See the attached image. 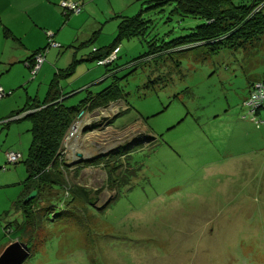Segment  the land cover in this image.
Segmentation results:
<instances>
[{"label":"rangeland","instance_id":"374dc122","mask_svg":"<svg viewBox=\"0 0 264 264\" xmlns=\"http://www.w3.org/2000/svg\"><path fill=\"white\" fill-rule=\"evenodd\" d=\"M6 1V7L14 2ZM30 2L33 12L55 25L53 39L61 47L47 50L35 74L25 63L30 53L18 42L6 40L12 56L0 59V86L9 93L0 98V252L18 240L29 253L21 264H264V123L244 118L242 105L250 83L264 81V35L237 49L197 44L141 60L149 44L184 35L202 21L191 15L166 20L170 7L150 9L142 13L151 19L148 27L122 36L117 58L105 66L86 58L115 39L119 19L113 12L133 15L140 0H83L81 12L67 16L61 0ZM86 35L92 38L83 43ZM76 49L78 59L82 53L86 58L72 64L70 76L58 78L66 90L75 89L66 104L112 81L123 98L113 103L111 116L110 105L101 108L77 135H65L62 149L68 158L77 150L91 157L126 144L131 182L118 186L119 178L108 179L102 165L67 170L68 183L47 184L29 208L36 220L30 243L24 199L33 190L24 161L31 122L20 118L27 103L44 98L50 79ZM13 111L18 114L7 117ZM91 123L99 126L84 132ZM9 151L19 152L21 162L8 163ZM71 185L95 190L96 203L75 196ZM107 199L113 200L105 205Z\"/></svg>","mask_w":264,"mask_h":264},{"label":"trees","instance_id":"16d2710c","mask_svg":"<svg viewBox=\"0 0 264 264\" xmlns=\"http://www.w3.org/2000/svg\"><path fill=\"white\" fill-rule=\"evenodd\" d=\"M140 5L141 8L139 11L133 15L115 14L114 16L119 19V21L117 23V34L113 42L105 48L94 49V51L91 52L94 53V56H87V58H85L89 60L97 58L99 60L109 54L113 48L119 46L118 43L122 36L127 38L142 34L149 25L148 21L149 23L151 22V19L146 20L142 16V13L150 9L160 12L165 9L168 10L166 7H170L166 20H171L173 15H191L202 19V21L193 27L192 31L184 35L176 36L168 41L163 40L158 44L156 42L149 44V51L139 56L138 59L141 60L149 56H151V59H155L156 57L159 58L166 53L184 48H191L197 44H205L209 46L212 51L220 49H237L248 42L251 44L256 43L260 37L264 35V0H140ZM145 5L146 7L144 8ZM63 11L64 15H69L68 11L64 9ZM0 25H2L1 21ZM2 27L7 38L13 36L6 26ZM87 41L84 43H87ZM47 47L48 43L44 48L33 51L31 55L27 57L25 63L29 64V61H32L37 53ZM59 47H61V45ZM82 59L77 60L73 57L64 68H60L54 73V77L50 79L46 94L42 101L38 102L34 99L30 101V103H27L30 107L24 108L28 111L20 118V120L29 119L31 122V127L29 129L31 132V141L24 163L28 174L26 182L31 190H36L37 192L33 199L24 203L26 204L25 212H30L29 208L38 196L39 191L44 189L47 184L48 187L51 188L50 186L53 185L68 183L66 174L68 173L67 170L70 169H73L75 174L84 167H99L97 165H102L108 179L113 178L114 180V177H117L119 178L118 186H125L127 183L130 185L131 178L127 176L132 173V167L128 165L125 159L130 153V151L127 152L125 150V148H127L126 144L116 146L112 151L102 155L95 154L84 161L79 160L81 157L73 158L76 156L75 154L68 158L66 156L67 154L62 149L64 137L80 111L84 108H86L87 111L103 109L109 106L108 104L123 98L121 88L116 81H112L111 84L99 92L94 94L89 93L85 99L80 102L66 104V95L73 91L64 92L59 83L60 79L58 78L59 76H70L72 72L75 71L72 69V64H76ZM107 65L109 64H105V66ZM7 95H9V93L5 92V96ZM125 110L126 109L123 111ZM17 114L18 113L12 112L7 117H12ZM118 114H122V111L119 110ZM113 120L114 117L107 119L106 125L111 124ZM97 125L99 126L97 123H91L84 127L83 131L86 132L95 129ZM14 153H18L19 158L17 162H13V164L21 162L20 153ZM105 155L106 157H104ZM69 187L73 188L75 196L82 195L84 200H95L94 202L91 201V203H96L97 198H95V190L87 187H80L78 185H71ZM69 187H67L68 191ZM84 190H87V192H83ZM112 200L107 199L104 204L108 205ZM27 218L28 217L25 215L24 225H31L33 231H29L25 233V235L27 236L28 242L31 243L35 231L36 220L31 212L29 219Z\"/></svg>","mask_w":264,"mask_h":264},{"label":"crops","instance_id":"0c3cea01","mask_svg":"<svg viewBox=\"0 0 264 264\" xmlns=\"http://www.w3.org/2000/svg\"><path fill=\"white\" fill-rule=\"evenodd\" d=\"M11 1H14L11 4V6L8 5L6 7L7 1L5 0L4 7H6V9H5L6 11L3 12L2 16L0 15V21L2 23V25H0V59H4L7 56V54L9 55V57L12 56V52H10L11 49L9 50V52L6 53V46H7L6 40H8V39H11L15 42H18L21 45H24V49H25L26 54L30 53L29 55H31V53L33 51L40 49L45 45L46 39H48L47 33H51L52 38L53 37L55 38V35H56L55 25H53L52 22L49 21L47 18H45L43 15L40 17L36 10H34V12H33L32 8H31L32 5H31L30 0H17V6H14L16 4L15 0H11ZM71 1L74 2L77 0H71ZM80 2L83 3V0H80ZM113 13L114 14H118V13L124 14V11L122 10L121 12H113ZM44 18L49 21V23H50L49 26H47V23L45 22ZM59 21H62L61 14L59 17ZM2 26H6L10 30V32L13 34V36H10V38H7V36L5 35V33L3 31ZM91 36L86 35L85 41H83V43L86 42L88 39H90ZM46 52L47 51H45V53ZM78 53H80V52L78 51V49H76L74 52V56H73L77 60H78V57H77ZM44 57H45V55H44ZM85 57H86L85 54L82 53L80 59L85 58ZM16 60L17 59L15 57L11 61L13 62ZM42 64H41L39 69L42 68ZM3 65H4V63L2 62V60H0V67ZM9 65L11 66V63ZM26 66L29 67L27 64H26ZM3 68H4V70H6L7 65H5ZM8 69H9V67H8ZM59 69H57V71ZM59 83H60L62 90L64 92L75 90V89L66 90V88L64 87L62 82L60 81ZM78 88L79 87H77L76 89H78ZM46 91L47 90H45V94H46ZM36 100L38 102L42 101V99H39V98H36ZM113 103L108 104L111 106V108H109V111L107 112V114H109L110 116L113 114L112 111H114V109H115V107L113 106ZM13 112H15V111H13ZM110 112L112 114H110ZM94 113H98L96 115L99 116V111L96 109L91 111V113L89 111L85 112V116H87L88 114H90V115L92 114V116H96ZM96 118L97 117H95L94 120ZM109 127H111V126H109Z\"/></svg>","mask_w":264,"mask_h":264},{"label":"built area","instance_id":"2783aa9c","mask_svg":"<svg viewBox=\"0 0 264 264\" xmlns=\"http://www.w3.org/2000/svg\"><path fill=\"white\" fill-rule=\"evenodd\" d=\"M81 4H82L81 2H77V1L68 2L66 0H61L59 5L60 7H62V9L68 11L69 14H73V13L79 14L81 11V7H80ZM59 46L60 44L56 42L52 38V35L50 34V37L48 39V47L37 53L33 57L32 61H29L30 63L27 64L30 66L29 67L30 71L33 74L37 73L41 64L44 61L45 51H47L48 48L59 47ZM118 51H119V46H116L109 52V54L97 60L96 63L99 65L110 64L117 58ZM249 88H250L249 96L242 103V105H244L247 108V112L245 113V115H243V117L244 118L250 117L252 120H255L256 122L264 123V118L261 117V112L264 111V81L253 82L251 83ZM4 95H5V91L3 90L2 87H0V98H2ZM84 112H85L84 110L79 112V114L75 119V123L80 122L81 125L82 124L84 125L86 124V121L88 119L89 122L90 120L95 118V116H92L91 118H84V114H85ZM73 135H74L73 132L70 131L68 137L70 138ZM6 158L8 163H13L19 158V154L9 151L6 153Z\"/></svg>","mask_w":264,"mask_h":264},{"label":"water","instance_id":"95a60500","mask_svg":"<svg viewBox=\"0 0 264 264\" xmlns=\"http://www.w3.org/2000/svg\"><path fill=\"white\" fill-rule=\"evenodd\" d=\"M95 115L98 113H94ZM82 151L77 150L75 153L76 157H81L80 161H84L88 159L87 154L83 155ZM94 155V154H93ZM92 155V156H93ZM36 190L31 191L24 199V202H28L36 196ZM28 251L26 244L19 242L18 240H14L9 242L0 252V264H21L28 258Z\"/></svg>","mask_w":264,"mask_h":264},{"label":"bare ground","instance_id":"6f19581e","mask_svg":"<svg viewBox=\"0 0 264 264\" xmlns=\"http://www.w3.org/2000/svg\"><path fill=\"white\" fill-rule=\"evenodd\" d=\"M74 123H75V122H73V123L71 124V126H72V127L70 126L71 129H70V127H69V130H68L67 133H66V139H69V137H68V136H69V131H72L73 134H76V135H77L78 132L80 131V129L82 128V126H83V125L80 124V122H76L75 125H74ZM73 136H74V135H73ZM73 136H71V137H73ZM71 137H70V138H71Z\"/></svg>","mask_w":264,"mask_h":264},{"label":"clouds","instance_id":"9594fccd","mask_svg":"<svg viewBox=\"0 0 264 264\" xmlns=\"http://www.w3.org/2000/svg\"><path fill=\"white\" fill-rule=\"evenodd\" d=\"M96 117V116H95ZM75 153V152H74Z\"/></svg>","mask_w":264,"mask_h":264}]
</instances>
